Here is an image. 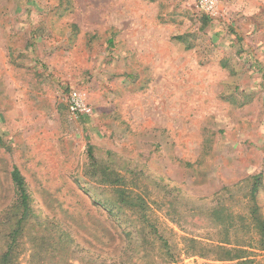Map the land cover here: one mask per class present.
<instances>
[{
    "label": "rangeland",
    "instance_id": "374dc122",
    "mask_svg": "<svg viewBox=\"0 0 264 264\" xmlns=\"http://www.w3.org/2000/svg\"><path fill=\"white\" fill-rule=\"evenodd\" d=\"M213 1L0 0V224L14 166L32 208L14 264H264V0Z\"/></svg>",
    "mask_w": 264,
    "mask_h": 264
},
{
    "label": "trees",
    "instance_id": "16d2710c",
    "mask_svg": "<svg viewBox=\"0 0 264 264\" xmlns=\"http://www.w3.org/2000/svg\"><path fill=\"white\" fill-rule=\"evenodd\" d=\"M94 148L93 146L88 147V154L89 158L91 160V165H93L92 168H95V170H99L102 168L95 162L94 158ZM107 170L102 171V174H104ZM107 179L109 185H117L120 182V178L118 176H114L112 173L107 172ZM261 180L262 176H256L253 188H252V197L255 198V195L259 192L261 187ZM11 181L14 185V193H15V200L14 203L16 204L15 207L9 210H5L2 212L4 214V217L9 218L7 222L4 224L2 222L3 231L8 232L6 234V238L9 239V242L7 243V250L2 253L0 256V264H14L15 262V249L17 246V243L21 237V235L24 232V226L26 222L29 220V217L32 213L31 208V195L29 193L27 183L25 181L24 176L22 175L20 169L16 166L13 167V170L11 172ZM121 201H126L123 196H121ZM10 208V207H9ZM12 211H15L16 214L14 217L10 216V213Z\"/></svg>",
    "mask_w": 264,
    "mask_h": 264
},
{
    "label": "built area",
    "instance_id": "2783aa9c",
    "mask_svg": "<svg viewBox=\"0 0 264 264\" xmlns=\"http://www.w3.org/2000/svg\"><path fill=\"white\" fill-rule=\"evenodd\" d=\"M199 4L205 8L213 7V0H198ZM68 108L73 116H91L93 114V107L88 101L87 97L78 90H72L68 96Z\"/></svg>",
    "mask_w": 264,
    "mask_h": 264
}]
</instances>
